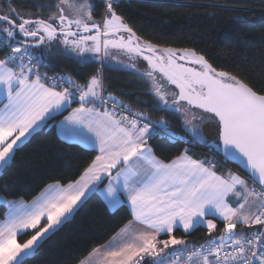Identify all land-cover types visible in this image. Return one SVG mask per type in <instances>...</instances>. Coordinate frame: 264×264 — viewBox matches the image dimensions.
<instances>
[{
	"label": "snow or ice",
	"instance_id": "1",
	"mask_svg": "<svg viewBox=\"0 0 264 264\" xmlns=\"http://www.w3.org/2000/svg\"><path fill=\"white\" fill-rule=\"evenodd\" d=\"M102 6L99 19L95 0L38 5L56 9L47 18L0 11V171L49 127L70 148L98 149L78 178L48 184L30 202L0 196V264H28L90 194L127 203L131 219L112 237H123L119 245L93 248L79 264H264V85L218 69L195 48L142 38L117 11L118 0ZM59 45L101 60L116 50L144 61L155 109L184 117L197 110L192 120L215 125L214 151L242 159L248 177L218 171L190 147L161 158L149 141L174 138L168 122L105 94L99 69L82 82L40 71L44 59L65 54ZM192 120L182 121L190 142L206 143ZM201 228L204 242L189 249L187 236Z\"/></svg>",
	"mask_w": 264,
	"mask_h": 264
},
{
	"label": "trees",
	"instance_id": "2",
	"mask_svg": "<svg viewBox=\"0 0 264 264\" xmlns=\"http://www.w3.org/2000/svg\"><path fill=\"white\" fill-rule=\"evenodd\" d=\"M56 3L59 0H10L9 3L0 0V11L7 12L11 6L21 15L47 18L56 9L37 10V6ZM95 3V15L99 19L103 12L102 0ZM117 11L142 38L161 46L195 48L206 54L218 69L247 76L258 87L264 85V56L261 55L264 53V0H123ZM53 47H57V42H53ZM59 48L65 54L44 59L42 73L72 75L82 82L99 69L105 94L111 93L135 110L149 113L152 120L163 118L168 122L175 137L154 135L150 140L161 158H174L184 147H190L194 157H206L217 165L218 171L231 170L248 177L236 165L225 161L211 144L190 142L180 113L155 109L156 98L142 75L146 70L144 61L130 59L116 50H110L112 55L101 60L93 53L81 56L70 48L64 49L63 45ZM96 154L97 149L84 145L70 148L51 127L40 130L10 166L0 172V196L31 201L48 184L56 181L67 184L78 178ZM0 208H4L3 203ZM130 219L127 203L112 208L98 194H91L79 211L43 243L28 264H79L93 248L106 245ZM187 241L190 245L203 243L204 229L193 231Z\"/></svg>",
	"mask_w": 264,
	"mask_h": 264
},
{
	"label": "rangeland",
	"instance_id": "3",
	"mask_svg": "<svg viewBox=\"0 0 264 264\" xmlns=\"http://www.w3.org/2000/svg\"><path fill=\"white\" fill-rule=\"evenodd\" d=\"M96 1V0H95ZM68 11V14H73L72 10L71 9H67ZM197 110H192L190 112H188L187 114V117H184L182 113L181 116L183 117V119L187 118L189 120H192V116H193V113L196 112ZM192 123L199 126L203 132V135L207 138V142H203L205 144H213L215 142V138H216V129H215V125L214 124H209L207 122H202L200 121L199 117L197 116V118L195 120H192ZM188 139H190V137H188ZM200 141V140H198ZM1 172V171H0ZM237 173V172H235ZM239 174V173H237ZM245 178V177H244Z\"/></svg>",
	"mask_w": 264,
	"mask_h": 264
},
{
	"label": "water",
	"instance_id": "4",
	"mask_svg": "<svg viewBox=\"0 0 264 264\" xmlns=\"http://www.w3.org/2000/svg\"><path fill=\"white\" fill-rule=\"evenodd\" d=\"M5 1H7V2L9 3L10 0H5ZM212 145H213V144H212ZM218 153H220L221 156H222L226 161H228V162H230V163L236 165V166L241 170V173H244L246 176L249 175L248 170L246 169L245 164H244V162H243L242 159H229V158H225V157L223 156V153H222V152H218Z\"/></svg>",
	"mask_w": 264,
	"mask_h": 264
},
{
	"label": "crops",
	"instance_id": "5",
	"mask_svg": "<svg viewBox=\"0 0 264 264\" xmlns=\"http://www.w3.org/2000/svg\"><path fill=\"white\" fill-rule=\"evenodd\" d=\"M74 106H76L75 104L73 105V107ZM67 115V114H66ZM149 143H150V141H149ZM84 146H86V147H90V148H95V149H97L94 145H92V144H88V145H84ZM98 150V149H97ZM232 172H234V171H232ZM240 175V174H239ZM242 176V175H241ZM243 177V176H242ZM40 195V194H39ZM91 195V194H90ZM122 200H123V198H121ZM28 202H30V201H28ZM2 203V201H0V204ZM123 203V202H122ZM122 203H120V204H122ZM120 204H118V205H115V206H111L112 208H116V207H118ZM71 218V217H70ZM69 218V219H70ZM3 219H1L0 218V221H2ZM123 241V237H118L116 240H113V239H111L106 245H108L110 242H111V244L113 245V246H115V245H119L121 242ZM188 246H190V244H188ZM99 248H101V250L103 251V248L102 247H99Z\"/></svg>",
	"mask_w": 264,
	"mask_h": 264
},
{
	"label": "built area",
	"instance_id": "6",
	"mask_svg": "<svg viewBox=\"0 0 264 264\" xmlns=\"http://www.w3.org/2000/svg\"><path fill=\"white\" fill-rule=\"evenodd\" d=\"M123 0H118V2L119 3H121ZM51 77V76H50ZM225 160V159H224ZM226 161V160H225ZM199 244H201V243H199ZM199 244H194L195 246H199ZM194 245H190V246H188L189 247V249L192 247V246H194ZM187 258V252H185L184 253V255H183V257H182V259H186Z\"/></svg>",
	"mask_w": 264,
	"mask_h": 264
},
{
	"label": "flooded vegetation",
	"instance_id": "7",
	"mask_svg": "<svg viewBox=\"0 0 264 264\" xmlns=\"http://www.w3.org/2000/svg\"><path fill=\"white\" fill-rule=\"evenodd\" d=\"M69 15H71V14H69Z\"/></svg>",
	"mask_w": 264,
	"mask_h": 264
}]
</instances>
